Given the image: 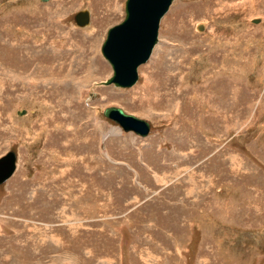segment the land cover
<instances>
[{"label":"rangeland","instance_id":"rangeland-1","mask_svg":"<svg viewBox=\"0 0 264 264\" xmlns=\"http://www.w3.org/2000/svg\"><path fill=\"white\" fill-rule=\"evenodd\" d=\"M124 1L0 0V264H264V0H175L120 88Z\"/></svg>","mask_w":264,"mask_h":264},{"label":"water","instance_id":"water-1","mask_svg":"<svg viewBox=\"0 0 264 264\" xmlns=\"http://www.w3.org/2000/svg\"><path fill=\"white\" fill-rule=\"evenodd\" d=\"M45 2L47 0H39ZM173 0H125L124 17L110 27L100 47V54L111 69L110 77L103 83L120 88L131 87L136 81V69L144 64L157 41L159 20ZM77 26L88 22V13L78 11L73 16ZM256 23L257 20H253ZM102 115L114 122L124 132L132 131L140 137L148 133V123L125 114L115 107L105 108ZM0 183L12 174L14 156L6 153L0 158Z\"/></svg>","mask_w":264,"mask_h":264},{"label":"bare ground","instance_id":"bare-ground-1","mask_svg":"<svg viewBox=\"0 0 264 264\" xmlns=\"http://www.w3.org/2000/svg\"><path fill=\"white\" fill-rule=\"evenodd\" d=\"M48 1V0H47ZM47 1H45V2H47ZM175 0H173L172 2H171V4L174 2ZM171 4H170V6H171ZM169 6V7H170ZM87 12V11H86ZM88 13V12H87ZM165 15V14H164ZM163 15V16H164ZM162 16V17H163ZM162 17H161V19H162ZM160 19V20H161ZM160 20H159V23H160ZM89 21H90V15H89V13H88V22H87V24L86 25H88V23H89ZM258 22V21H257ZM86 25H84V26H86ZM84 26H78V27H84ZM196 30H198L199 32H202L203 30H204V23L203 24H198L197 26H196ZM90 37H93V36H90ZM157 38V37H156ZM157 42V41H156ZM155 46V45H154ZM154 46H153V48H154ZM153 48L151 49V53H152V50H153ZM151 53H150V55H151ZM150 55H149V57H148V59L150 58ZM148 59H147V61H148ZM146 61V62H147ZM69 62H71L72 64H74V62L72 61V60H70ZM145 62V63H146ZM144 63V64H145ZM143 65V64H142ZM142 65H140V66H142ZM66 66V65H65ZM140 66H138L137 67V69H136V80H137V77H138V75H137V71H138V68L140 67ZM51 74H52V72H51ZM136 82V81H135ZM135 84V83H134ZM109 85H112V84H109ZM106 86H108V85H106ZM129 88V87H128ZM108 108V107H107ZM115 108H118V107H115ZM119 109H121V108H119ZM122 110V109H121ZM123 111V110H122ZM124 112V111H123ZM125 113V112H124ZM26 114V110H24V111H18L17 112V115L18 116H24ZM125 114H127V113H125ZM127 115H131V114H127ZM131 116H133V115H131ZM135 117V116H134ZM106 118V117H105ZM137 118V117H136ZM108 119V118H107ZM139 119V118H138ZM140 120H142V119H140ZM142 121H145V120H142ZM120 127V126H119ZM218 128V127H217ZM123 131V130H122ZM150 131V126H149V124H148V132ZM129 132H132V131H129ZM132 133H134V132H132ZM135 134V133H134ZM148 134V133H147ZM135 135H137V134H135ZM137 136H139V135H137ZM146 136V135H145ZM140 137V136H139ZM14 166H13V170H12V174H13V172L15 171V159H14V164H13ZM0 166H4V164H0ZM11 176V175H10ZM9 176V177H10Z\"/></svg>","mask_w":264,"mask_h":264}]
</instances>
